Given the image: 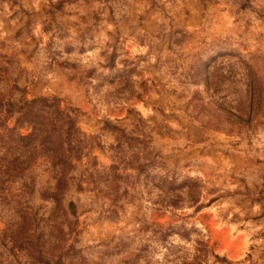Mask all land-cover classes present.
<instances>
[{"label":"rangeland","instance_id":"obj_1","mask_svg":"<svg viewBox=\"0 0 264 264\" xmlns=\"http://www.w3.org/2000/svg\"><path fill=\"white\" fill-rule=\"evenodd\" d=\"M36 99L88 146L60 193L44 158L4 174ZM0 264H264V0H0Z\"/></svg>","mask_w":264,"mask_h":264},{"label":"trees","instance_id":"obj_2","mask_svg":"<svg viewBox=\"0 0 264 264\" xmlns=\"http://www.w3.org/2000/svg\"><path fill=\"white\" fill-rule=\"evenodd\" d=\"M39 102L46 104L45 115L32 107ZM30 104L28 110L17 112L20 116L16 118L14 127L9 128V124L5 123L4 133H8L10 138L5 142L8 150L20 145L26 152L8 160L4 174L8 175V181L12 180L28 172L39 158H44L57 172L56 192H63L67 185L69 170L74 166L73 162L81 160V156L88 148L85 135L77 128L72 110L63 108L59 100L36 99ZM13 115L15 114H11L8 119ZM22 128L30 132L22 134L20 132Z\"/></svg>","mask_w":264,"mask_h":264},{"label":"bare ground","instance_id":"obj_3","mask_svg":"<svg viewBox=\"0 0 264 264\" xmlns=\"http://www.w3.org/2000/svg\"><path fill=\"white\" fill-rule=\"evenodd\" d=\"M203 223L211 235L210 244L215 246L219 254L233 260H237L245 254L249 247L246 233L233 234L234 226L222 227L213 215H206L203 218Z\"/></svg>","mask_w":264,"mask_h":264},{"label":"water","instance_id":"obj_4","mask_svg":"<svg viewBox=\"0 0 264 264\" xmlns=\"http://www.w3.org/2000/svg\"><path fill=\"white\" fill-rule=\"evenodd\" d=\"M161 215L164 216V214H161V213H158L156 216L161 217ZM164 217H166V216H164ZM204 217H206V214L200 213L194 222H197V223H199L200 225H202L204 227L205 226L204 223H203V218ZM206 229H207V227H206ZM208 237L211 238V235H209Z\"/></svg>","mask_w":264,"mask_h":264}]
</instances>
